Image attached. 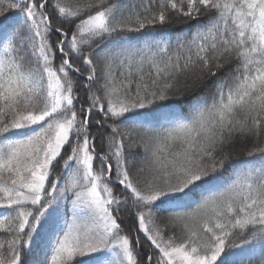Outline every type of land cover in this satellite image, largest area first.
<instances>
[{"label":"snow or ice","instance_id":"6c2138e0","mask_svg":"<svg viewBox=\"0 0 264 264\" xmlns=\"http://www.w3.org/2000/svg\"><path fill=\"white\" fill-rule=\"evenodd\" d=\"M0 264H264V0H0Z\"/></svg>","mask_w":264,"mask_h":264},{"label":"trees","instance_id":"16d2710c","mask_svg":"<svg viewBox=\"0 0 264 264\" xmlns=\"http://www.w3.org/2000/svg\"><path fill=\"white\" fill-rule=\"evenodd\" d=\"M134 2H138V0H134ZM181 30H184V31H186L187 30V28H183V29H181V28H177L175 25H172V26H169L168 27V31L170 32V33H173V34H175L176 32H178V31H181ZM133 35V38H135V35L136 34H132ZM81 97H83V94L81 93ZM99 141H97V145H98V147H99ZM128 224H129V226L131 225V220H129L128 221ZM141 239H143L142 237H141Z\"/></svg>","mask_w":264,"mask_h":264}]
</instances>
